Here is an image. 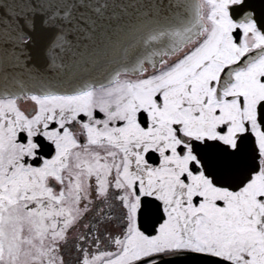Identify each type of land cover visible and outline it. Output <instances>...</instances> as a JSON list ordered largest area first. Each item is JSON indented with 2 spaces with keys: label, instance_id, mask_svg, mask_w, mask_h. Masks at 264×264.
<instances>
[{
  "label": "snow or ice",
  "instance_id": "snow-or-ice-1",
  "mask_svg": "<svg viewBox=\"0 0 264 264\" xmlns=\"http://www.w3.org/2000/svg\"><path fill=\"white\" fill-rule=\"evenodd\" d=\"M77 226L79 264H264V0H0V264Z\"/></svg>",
  "mask_w": 264,
  "mask_h": 264
},
{
  "label": "flooded vegetation",
  "instance_id": "flooded-vegetation-1",
  "mask_svg": "<svg viewBox=\"0 0 264 264\" xmlns=\"http://www.w3.org/2000/svg\"><path fill=\"white\" fill-rule=\"evenodd\" d=\"M19 106L24 109H30L32 108L33 102L30 98H21L18 101ZM105 227H110L109 225H105ZM82 232V226H77L75 229H73L71 232H69V245L67 246V249L65 251L64 259L66 261V264H79V260L81 257V253L77 251V249L74 247V245L71 243L72 239L76 237L78 234ZM101 248L104 247L103 240L100 245Z\"/></svg>",
  "mask_w": 264,
  "mask_h": 264
},
{
  "label": "water",
  "instance_id": "water-1",
  "mask_svg": "<svg viewBox=\"0 0 264 264\" xmlns=\"http://www.w3.org/2000/svg\"><path fill=\"white\" fill-rule=\"evenodd\" d=\"M16 71L24 72L23 69H17ZM49 71L51 72L52 70H49Z\"/></svg>",
  "mask_w": 264,
  "mask_h": 264
}]
</instances>
